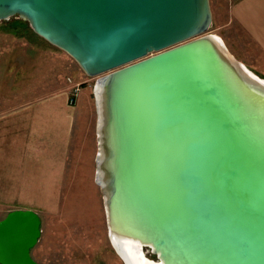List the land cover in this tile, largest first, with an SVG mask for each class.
<instances>
[{
  "label": "water",
  "instance_id": "obj_1",
  "mask_svg": "<svg viewBox=\"0 0 264 264\" xmlns=\"http://www.w3.org/2000/svg\"><path fill=\"white\" fill-rule=\"evenodd\" d=\"M93 88L94 180L107 239L157 264H264V79L206 33L209 0H0ZM41 217L0 219V264L31 254Z\"/></svg>",
  "mask_w": 264,
  "mask_h": 264
},
{
  "label": "crops",
  "instance_id": "obj_2",
  "mask_svg": "<svg viewBox=\"0 0 264 264\" xmlns=\"http://www.w3.org/2000/svg\"><path fill=\"white\" fill-rule=\"evenodd\" d=\"M226 16L264 57V0H229ZM20 45L0 49V219L13 209L58 211L78 117L67 77L80 75L66 53Z\"/></svg>",
  "mask_w": 264,
  "mask_h": 264
},
{
  "label": "rangeland",
  "instance_id": "obj_3",
  "mask_svg": "<svg viewBox=\"0 0 264 264\" xmlns=\"http://www.w3.org/2000/svg\"><path fill=\"white\" fill-rule=\"evenodd\" d=\"M228 2L209 0L211 23L206 33L218 36L234 58L264 79V57L227 19ZM23 41L32 42L39 49L41 45H51L19 17L0 21V49L13 44L22 48ZM33 46H29L30 50H36ZM67 59L69 66L80 75L75 78L81 84L76 97L79 118L69 151L59 209L56 213H38L42 221L41 236L31 254L40 264H123L107 239L102 197L94 180L97 138L93 88L97 77L87 76L68 55ZM143 251L146 258L155 260L146 249Z\"/></svg>",
  "mask_w": 264,
  "mask_h": 264
},
{
  "label": "bare ground",
  "instance_id": "obj_4",
  "mask_svg": "<svg viewBox=\"0 0 264 264\" xmlns=\"http://www.w3.org/2000/svg\"><path fill=\"white\" fill-rule=\"evenodd\" d=\"M113 243L126 264H156L153 260L142 255V250L140 251L138 244L132 243V241L120 242L115 240Z\"/></svg>",
  "mask_w": 264,
  "mask_h": 264
},
{
  "label": "built area",
  "instance_id": "obj_5",
  "mask_svg": "<svg viewBox=\"0 0 264 264\" xmlns=\"http://www.w3.org/2000/svg\"><path fill=\"white\" fill-rule=\"evenodd\" d=\"M67 82L71 84V88L68 94V103L70 105H73L76 101V97L78 96L81 90V84L79 82L73 81V79L70 77H67Z\"/></svg>",
  "mask_w": 264,
  "mask_h": 264
}]
</instances>
